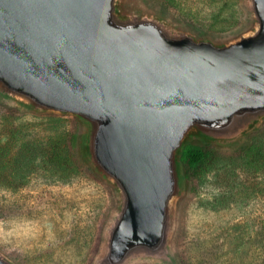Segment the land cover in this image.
I'll return each instance as SVG.
<instances>
[{
	"label": "water",
	"instance_id": "95a60500",
	"mask_svg": "<svg viewBox=\"0 0 264 264\" xmlns=\"http://www.w3.org/2000/svg\"><path fill=\"white\" fill-rule=\"evenodd\" d=\"M119 3L0 0V91L83 119L87 158L120 191L98 264L164 255L186 144L235 139L264 117V0H250L255 30L226 44Z\"/></svg>",
	"mask_w": 264,
	"mask_h": 264
},
{
	"label": "rangeland",
	"instance_id": "374dc122",
	"mask_svg": "<svg viewBox=\"0 0 264 264\" xmlns=\"http://www.w3.org/2000/svg\"><path fill=\"white\" fill-rule=\"evenodd\" d=\"M118 9L216 44L257 26L250 0H120ZM87 129L74 114L33 110L0 91V254L11 264H98L105 255L122 197L87 158ZM190 141L211 143L215 156L195 177L182 165L166 253L124 264H264V117L232 140Z\"/></svg>",
	"mask_w": 264,
	"mask_h": 264
},
{
	"label": "trees",
	"instance_id": "16d2710c",
	"mask_svg": "<svg viewBox=\"0 0 264 264\" xmlns=\"http://www.w3.org/2000/svg\"><path fill=\"white\" fill-rule=\"evenodd\" d=\"M255 144L246 143L243 146L244 152L248 155L254 152ZM71 148V147H70ZM1 151V150H0ZM70 152V149H69ZM59 145H54L52 150V157H56V161L65 164L67 159L61 158ZM215 156V149L209 142L190 141L183 149L180 156V161L184 167L185 176L187 178L195 177L204 172L206 168L213 162ZM0 162L1 156H0Z\"/></svg>",
	"mask_w": 264,
	"mask_h": 264
}]
</instances>
